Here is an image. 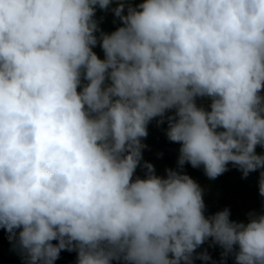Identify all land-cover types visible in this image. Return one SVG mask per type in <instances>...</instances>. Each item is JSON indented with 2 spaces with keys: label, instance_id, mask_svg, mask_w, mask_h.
<instances>
[{
  "label": "clouds",
  "instance_id": "obj_1",
  "mask_svg": "<svg viewBox=\"0 0 264 264\" xmlns=\"http://www.w3.org/2000/svg\"><path fill=\"white\" fill-rule=\"evenodd\" d=\"M97 9L122 26L102 32ZM153 120L180 145L163 177L141 164ZM257 147L264 0H0V229L25 264L62 251L76 264H194L211 260L197 251L209 240L222 259L264 264V211L206 216L183 172L259 171L264 197Z\"/></svg>",
  "mask_w": 264,
  "mask_h": 264
},
{
  "label": "trees",
  "instance_id": "obj_2",
  "mask_svg": "<svg viewBox=\"0 0 264 264\" xmlns=\"http://www.w3.org/2000/svg\"><path fill=\"white\" fill-rule=\"evenodd\" d=\"M140 2L142 0H135L136 4ZM98 10L100 13L103 12V10ZM197 103L207 107L209 102L197 100ZM166 128L167 123L158 126L156 120H153L148 125L147 137L142 141L146 147L142 150L143 160L141 164L144 161L153 164L156 174L162 177L166 176V169H177L180 148L178 143L168 140ZM257 152L264 153V148L257 147ZM228 167L229 170L215 180L208 179L202 167L193 168L187 163L184 165L183 172L191 176L203 188L206 216L228 208L232 220L246 222L249 212L260 213L264 211V197L259 195L258 190L259 171L250 173L247 178H242V173L238 169L231 164ZM145 172L143 167H138L135 176L144 178ZM204 250L208 251L211 260L204 262L197 259L194 264H235L232 256L222 259V249L218 245H212L211 240L197 251ZM0 257L4 259V264H25L19 248L14 241H9L8 233L4 229H0ZM55 264H76V253L62 251Z\"/></svg>",
  "mask_w": 264,
  "mask_h": 264
},
{
  "label": "rangeland",
  "instance_id": "obj_3",
  "mask_svg": "<svg viewBox=\"0 0 264 264\" xmlns=\"http://www.w3.org/2000/svg\"><path fill=\"white\" fill-rule=\"evenodd\" d=\"M131 4L133 6L136 5L135 0H130ZM116 5L113 4L112 7H115ZM95 19L97 20L99 24V28L104 33H111L115 31L118 27L122 26L120 20L114 16V14L111 11H103L102 13L99 12L97 9ZM99 35V33H98ZM96 54L103 59L104 53L99 46V44L93 49ZM4 259L0 257V264H4Z\"/></svg>",
  "mask_w": 264,
  "mask_h": 264
}]
</instances>
